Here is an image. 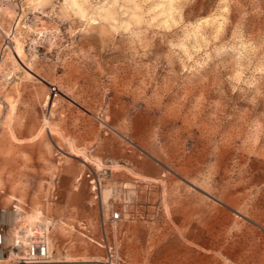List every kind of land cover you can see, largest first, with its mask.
<instances>
[{
	"label": "rangeland",
	"instance_id": "374dc122",
	"mask_svg": "<svg viewBox=\"0 0 264 264\" xmlns=\"http://www.w3.org/2000/svg\"><path fill=\"white\" fill-rule=\"evenodd\" d=\"M0 218L53 261L264 264V0H8Z\"/></svg>",
	"mask_w": 264,
	"mask_h": 264
},
{
	"label": "built area",
	"instance_id": "2783aa9c",
	"mask_svg": "<svg viewBox=\"0 0 264 264\" xmlns=\"http://www.w3.org/2000/svg\"><path fill=\"white\" fill-rule=\"evenodd\" d=\"M8 0H0V9L6 5ZM10 33L5 38V47L11 46ZM4 228V230H3ZM6 229V231H5ZM8 225L0 224V239L7 234ZM16 230V228H15ZM12 235V234H11ZM12 235L10 243H0V252L3 261L0 264H113L111 259L94 260L89 262L67 261L55 262L52 259L51 249L49 248L48 225L35 224L31 226L26 240L21 233ZM109 252V246L107 247Z\"/></svg>",
	"mask_w": 264,
	"mask_h": 264
},
{
	"label": "bare ground",
	"instance_id": "6f19581e",
	"mask_svg": "<svg viewBox=\"0 0 264 264\" xmlns=\"http://www.w3.org/2000/svg\"><path fill=\"white\" fill-rule=\"evenodd\" d=\"M12 44H13V50H14V52H15V54L17 55V56H21L22 55V44L18 41V39L17 38H15V37H13V39H12ZM39 223V222H38ZM40 224V223H39ZM42 224V223H41ZM14 231H15V228H14ZM24 233V236L22 237V238H24L25 240H26V237H27V235H28V232H23ZM23 233H22V235H23ZM21 235V236H22ZM49 248H50V244H49ZM52 259H53V257H52ZM91 261H94L93 259H91ZM55 262H67V261H62V260H56ZM82 262H89V261H83L82 260Z\"/></svg>",
	"mask_w": 264,
	"mask_h": 264
},
{
	"label": "snow or ice",
	"instance_id": "6c2138e0",
	"mask_svg": "<svg viewBox=\"0 0 264 264\" xmlns=\"http://www.w3.org/2000/svg\"><path fill=\"white\" fill-rule=\"evenodd\" d=\"M72 2L75 4L76 0H72ZM85 2H87V0H85ZM225 11H227V9H225Z\"/></svg>",
	"mask_w": 264,
	"mask_h": 264
},
{
	"label": "crops",
	"instance_id": "0c3cea01",
	"mask_svg": "<svg viewBox=\"0 0 264 264\" xmlns=\"http://www.w3.org/2000/svg\"><path fill=\"white\" fill-rule=\"evenodd\" d=\"M4 223V221L0 218V224H3Z\"/></svg>",
	"mask_w": 264,
	"mask_h": 264
}]
</instances>
